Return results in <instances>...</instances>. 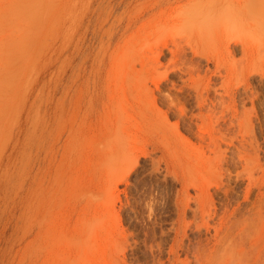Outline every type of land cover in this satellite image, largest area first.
<instances>
[{
  "label": "rangeland",
  "instance_id": "obj_1",
  "mask_svg": "<svg viewBox=\"0 0 264 264\" xmlns=\"http://www.w3.org/2000/svg\"><path fill=\"white\" fill-rule=\"evenodd\" d=\"M212 1L0 0V264H264V0Z\"/></svg>",
  "mask_w": 264,
  "mask_h": 264
},
{
  "label": "bare ground",
  "instance_id": "obj_2",
  "mask_svg": "<svg viewBox=\"0 0 264 264\" xmlns=\"http://www.w3.org/2000/svg\"><path fill=\"white\" fill-rule=\"evenodd\" d=\"M210 1V0H209ZM215 1V2H214ZM214 1H212V2H210L209 4H207L206 5V7H204V14H205V16L207 17V21L208 22H210V21H213V19L215 18V19H218V18H220V17H222V15H220V14H222L223 13V11L221 10V6H222V4L221 3H218L217 2V0H214ZM244 6H241L240 8H238L237 7V5H228L226 8H225V11H224V13H223V15L225 14V17H226V20H227V22H228V25H229V27H231L232 28V30H231V33H232V35L231 36H235L236 35V33H238V28H239V30H240V28H241V30L243 29H245L246 28V23H245V19H246V14H245V10H244V8H243ZM239 10H241V11H239ZM220 16V17H219ZM223 19V18H222ZM221 20V19H220ZM242 30V31H243ZM245 31V30H244ZM243 31V32H244ZM236 32V33H235ZM235 33V34H234ZM242 35H244V33L242 34ZM229 37H230V35H229ZM241 43L242 44H240V48H241V50H245V46H244V44H243V42L241 41ZM237 45V43L236 42H233L232 44H229V46H231L233 49L235 48V46ZM228 48H230V47H228ZM232 49V50H233ZM231 50V51H232ZM161 51V50H160ZM173 51H174V49H173ZM177 51H184V50H182V49H180L179 47H178V50ZM243 90L245 91L246 89H245V86H243ZM153 159V158H152ZM152 161V160H151ZM159 161V160H158ZM158 161H155L154 162V160H153V166L151 165L150 166V170H152V168H154L153 169V171L154 170H158L160 167L158 166V165H160V164H157L158 163ZM157 162V163H156ZM155 164L159 167L158 169H156V167H154L155 166ZM166 165V164H165ZM164 165V166H165ZM165 170H163V172H162V169H161V171L160 172H162V173H166V174H168L167 172L169 171V169H168V167L167 166H165ZM160 170V169H159ZM166 171V172H165ZM175 171V170H174ZM150 172V171H149ZM155 172V171H154ZM170 173L172 172V179L173 180H177L178 182L180 181V178H179V176L176 174V172L174 173L173 171H169ZM157 173V172H156ZM158 174V173H157ZM165 174V175H166ZM151 175H153V174H151ZM163 176L162 178H164L163 180L161 179H159V177L158 178H154L155 180L153 181V180H151L152 181V184H151V187H150V190H147V189H145V188H143V189H145V190H147V191H145L144 192V190H143V192L144 193H142L141 194V196H142V202L144 203V204H142V207L143 206H145V208L147 209V211H146V209L145 208H141V210L142 209H144L146 212H149V218H148V220L151 218L150 216L151 215H153L154 213L156 214V212H152L154 209H155V207H154V205H155V203H154V199H155V201H156V199L158 198L157 197V195L154 197L153 196V193L152 192H154L155 191V189H156V186H159V185H161V183H164L165 181L167 182V179H166V176ZM162 176V175H161ZM154 177H157V176H155L154 175ZM151 179H153L152 177H151ZM162 181V182H161ZM174 181V182H175ZM182 181V183H183V180H181ZM185 183V182H184ZM202 183V182H201ZM156 186H155V185ZM167 184V183H166ZM203 184V183H202ZM164 185V184H163ZM183 185V184H182ZM185 185L187 186L188 184L187 183H185ZM198 185V184H197ZM207 185L209 186V184L207 183ZM186 186H182L183 187V191L181 190V191H178V194H180V192H182V193H184L185 194V192L187 193L188 192V188L186 187ZM193 186V189H194V196H190V197H188V199H189V201H190V199L192 200V204H190L189 202L187 203H185V205H183L182 207H181V212L183 213V212H185V209H190L191 211H192V214L195 216L196 215V213H198V211L202 208V204H201V206H200V201L203 199V197L202 196H205V195H202L201 196V192H198V189H196V185H195V188H194V184L192 183L191 184V187ZM153 187H155V189H154V191H153ZM161 187V186H160ZM220 187V186H219ZM146 188H149L148 186L146 187ZM211 188V187H210ZM164 189V188H163ZM162 189V190H163ZM182 189V188H181ZM158 190V189H157ZM160 190V189H159ZM158 190V191H159ZM162 190H161V192H162ZM166 190V189H165ZM202 190V189H201ZM141 191V190H140ZM164 191V190H163ZM200 191V190H199ZM207 191V190H206ZM227 192V191H226ZM226 192H224L225 193V197H228L229 195L228 194H226ZM163 193V195H164V192H162ZM200 193V194H199ZM209 193V192H208ZM208 193L206 194L207 196H208ZM215 193H217V192H214V194ZM223 193V194H224ZM140 194V193H139ZM138 194V195H139ZM155 194H157V193H155ZM158 194H161V193H158ZM204 194H205V191H204ZM221 194V193H220ZM186 195V194H185ZM200 195V196H199ZM217 195V194H216ZM140 196V195H139ZM138 196V197H139ZM140 196V197H141ZM161 196V195H160ZM165 196V195H164ZM187 196V195H186ZM211 196V195H210ZM157 197V198H156ZM178 197V196H177ZM200 197H202V199L200 198ZM244 197V196H243ZM199 198H200V201H199ZM206 198V197H205ZM165 198H163V199H160V200H164ZM209 199V198H208ZM219 200L221 199V198H218ZM224 199V198H223ZM227 199V198H226ZM139 200V199H138ZM211 200V199H210ZM209 200V201H210ZM225 200V199H224ZM141 201V200H140ZM178 201H179V199H178ZM221 201V200H220ZM226 201V200H225ZM136 203H137V201H135ZM139 202V201H138ZM222 202V201H221ZM244 202H245V199H244ZM136 203H135V205H136ZM161 204L163 203L162 201L160 202ZM184 203V202H183ZM206 202H204V204H205ZM212 203H213V199H212ZM211 203V204H212ZM228 203H230V202H228ZM134 204V203H133ZM139 204H140V202H139ZM158 204V203H157ZM216 204V203H215ZM221 204V203H220ZM222 204H223V202H222ZM246 204V203H245ZM158 205H160V204H158ZM164 205V204H163ZM209 205V204H208ZM244 205V204H243ZM242 205V206H243ZM156 206V205H155ZM210 206V205H209ZM222 206H224V205H222ZM222 206H220V207H222ZM245 206V205H244ZM243 206V207H244ZM136 207V206H135ZM134 207V208H135ZM156 207H158V206H156ZM201 207V208H200ZM204 207H205V205L203 206V209H204ZM208 206H206V208H207ZM211 207V206H210ZM216 207V206H215ZM225 207V206H224ZM226 207H228V206H226ZM138 209H139V207H137ZM136 208V209H137ZM160 209V208H159ZM210 209V208H209ZM222 209H224L223 207H222ZM144 210H142V211H144ZM156 210V209H155ZM158 210V209H157ZM156 210V211H157ZM227 210V209H226ZM244 210V209H243ZM135 211V210H134ZM209 211V210H208ZM207 211V212H208ZM211 211H212V209H211ZM214 211H215V209H214ZM137 212V211H136ZM141 212V211H140ZM158 212V211H157ZM187 212V211H186ZM186 212H185V214H186ZM201 212V211H200ZM205 212V211H204ZM244 212V211H243ZM139 213V212H138ZM143 213V212H142ZM151 213H153V214H151ZM160 215H161V213L160 212H158ZM157 213V214H158ZM215 213V212H214ZM213 213V214H214ZM246 213V212H245ZM137 214V213H136ZM135 214V215H136ZM146 214V213H145ZM154 214V215H155ZM158 214V215H159ZM163 214V213H162ZM191 214V215H192ZM201 214V213H200ZM206 214V213H205ZM208 214V213H207ZM216 214V213H215ZM225 214V213H224ZM159 215V216H160ZM181 215V214H180ZM139 216H141V215H139ZM145 216H147L148 217V215L146 214ZM197 216H198V214H197ZM202 216V215H201ZM214 216V215H213ZM216 216V215H215ZM218 216V215H217ZM154 216H152V218H153ZM156 217H158L157 215H156ZM211 217V216H210ZM210 217H208V218H210ZM141 218L143 219L144 217L143 216H141ZM161 218H162V216H161ZM181 218V217H180ZM186 218V217H185ZM207 218V217H206ZM218 218V217H217ZM156 219H159L160 220V218L158 217V218H156ZM163 219V218H162ZM194 219V218H193ZM211 219L213 220V218L211 217ZM144 220H145V218H144ZM155 220V219H154ZM154 220H153V223H155L154 222ZM206 220V219H205ZM215 220V219H214ZM152 221V220H151ZM150 221V222H151ZM196 221V220H195ZM211 221V220H210ZM173 222V221H172ZM190 222V221H189ZM193 222V221H192ZM196 222H198V223H201V222H199L198 220L196 221ZM195 222V223H196ZM147 223V222H146ZM149 223V222H148ZM147 223V224H148ZM160 223H162V222H160ZM192 224V225H197V223L196 224ZM228 223V222H227ZM163 224V223H162ZM174 224V223H173ZM187 224V223H186ZM224 224V223H223ZM151 225V224H150ZM149 224L147 225V226H150ZM154 225V224H153ZM153 225H152V228H153ZM157 225H158V223H157ZM191 225V224H190ZM189 225V226H190ZM199 226H200V224H198ZM206 225H207V223H206ZM155 226H156V223H155ZM173 227V226H172ZM195 227H198V226H195ZM194 227V230L193 231H195V228ZM211 227V226H210ZM151 228V227H150ZM209 228V227H208ZM147 229V228H146ZM161 229V228H160ZM193 229V228H192ZM198 229L199 228H197L196 230L197 231H195V232H198ZM207 229V228H206ZM228 229H229V227H228ZM148 230H150V229H148ZM162 230V229H161ZM200 230V229H199ZM224 230H226V229H224ZM154 231V230H153ZM190 231H191V229H190ZM223 231L221 230V233H222ZM225 232V231H224ZM228 232V231H227ZM160 233H161V231H160ZM188 233V232H187ZM201 233V232H200ZM199 233V234H200ZM193 234V233H192ZM196 234V233H195ZM195 234H193V235H195ZM204 234V233H203ZM206 234V233H205ZM210 234V233H209ZM219 234V233H218ZM223 234V233H222ZM179 235V234H178ZM184 235V234H183ZM189 235V234H188ZM223 235H225V234H223ZM186 236V235H185ZM197 236L198 237H196V235L194 236V237H196V238H199V235L197 234ZM162 237L163 236H161V239H160V241L162 240ZM184 237V236H183ZM188 237V236H187ZM204 237V236H203ZM176 238V237H175ZM188 238H190V237H188ZM188 238H187V240H188ZM192 238V237H191ZM195 238V240H197L196 242H195V244L198 242V239H196ZM210 238V237H209ZM177 239V238H176ZM186 239V237H184V240ZM186 240V241H187ZM193 239H191V240H188L189 241V244L191 245V243H190V241H192ZM200 240V239H199ZM182 241V240H181ZM186 241H184V242H186ZM177 243V242H176ZM187 243V242H186ZM186 243L184 244V246H186V247H188V245H186ZM181 244H182V242H181ZM188 244V243H187ZM183 245V244H182ZM193 246H194V243L192 244ZM191 245V246H192ZM183 246V247H184ZM190 246V247H191ZM181 247V246H180ZM189 248V247H188ZM192 249V248H191ZM187 250V249H186Z\"/></svg>",
  "mask_w": 264,
  "mask_h": 264
}]
</instances>
